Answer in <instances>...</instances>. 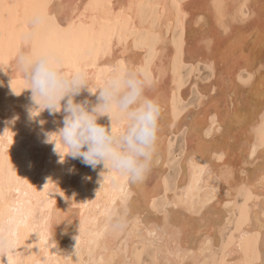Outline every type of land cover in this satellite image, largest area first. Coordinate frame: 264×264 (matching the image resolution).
I'll return each mask as SVG.
<instances>
[{
  "label": "bare ground",
  "instance_id": "obj_1",
  "mask_svg": "<svg viewBox=\"0 0 264 264\" xmlns=\"http://www.w3.org/2000/svg\"><path fill=\"white\" fill-rule=\"evenodd\" d=\"M0 4V264H245L264 230V0ZM28 47L54 50L91 92L124 70L152 82L159 139L142 183L63 155L65 113L39 110L12 69ZM89 90L75 100L94 104ZM112 203L127 208L118 234Z\"/></svg>",
  "mask_w": 264,
  "mask_h": 264
},
{
  "label": "clouds",
  "instance_id": "obj_2",
  "mask_svg": "<svg viewBox=\"0 0 264 264\" xmlns=\"http://www.w3.org/2000/svg\"><path fill=\"white\" fill-rule=\"evenodd\" d=\"M44 22L37 15L29 27L38 29ZM12 69L26 81L39 110L65 113L63 127L55 134L63 155L81 158L92 168L102 163L106 171L126 177L129 183L144 181L154 163L161 114L159 103L149 94L154 87L151 81L134 69L124 70L114 72L91 92L83 71L65 72L54 53L31 47L17 54ZM85 87L96 95L91 106L87 100H75ZM104 116L109 126L98 123ZM105 213L108 230L114 234L126 230V206L112 203Z\"/></svg>",
  "mask_w": 264,
  "mask_h": 264
},
{
  "label": "snow or ice",
  "instance_id": "obj_3",
  "mask_svg": "<svg viewBox=\"0 0 264 264\" xmlns=\"http://www.w3.org/2000/svg\"><path fill=\"white\" fill-rule=\"evenodd\" d=\"M4 7L3 4H0V8ZM34 50L37 51H51L54 53L60 61L63 63V58L61 55L56 53L54 50L51 49H40V48H34ZM59 147V145H57ZM262 229H264V224H262ZM4 253V247L3 242L0 241V255H3ZM9 264H11V257H9ZM245 264H264V230L260 233V239L256 243L254 247L250 249L249 257L246 260Z\"/></svg>",
  "mask_w": 264,
  "mask_h": 264
},
{
  "label": "rangeland",
  "instance_id": "obj_4",
  "mask_svg": "<svg viewBox=\"0 0 264 264\" xmlns=\"http://www.w3.org/2000/svg\"><path fill=\"white\" fill-rule=\"evenodd\" d=\"M209 71L208 69L203 66V65H199V76L200 78L204 79L207 75H208ZM195 98L194 95H192L190 97V101L193 100ZM183 134H184V131L183 132H180L178 134H176L173 138H174V145H173V149L174 151L177 152V150L179 149V147L182 145L183 141H182V138H183ZM174 168H175V164L171 165V169L169 171L170 175H173L174 174ZM160 214V213H159ZM233 224V225H232ZM230 224V226L227 227V229L225 230V233L224 235H229V233L232 231V229L235 227V223H232ZM229 228V229H228ZM145 258H148L147 255H144Z\"/></svg>",
  "mask_w": 264,
  "mask_h": 264
}]
</instances>
